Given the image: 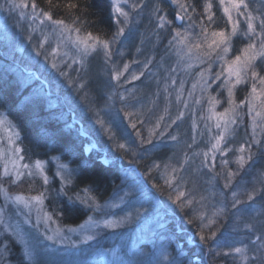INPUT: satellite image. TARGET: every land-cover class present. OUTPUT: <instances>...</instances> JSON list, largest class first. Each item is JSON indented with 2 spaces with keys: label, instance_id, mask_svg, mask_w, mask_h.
<instances>
[{
  "label": "trees",
  "instance_id": "1",
  "mask_svg": "<svg viewBox=\"0 0 264 264\" xmlns=\"http://www.w3.org/2000/svg\"><path fill=\"white\" fill-rule=\"evenodd\" d=\"M35 2L37 11L51 10L53 19H62L70 27L75 20L80 33L90 32L102 41L117 42L120 26L113 0H52L51 6L48 0ZM207 2L212 4L208 12ZM68 3L78 7L68 9L65 7ZM181 3L189 5L187 14L172 0H151V8L165 21H171L161 31L165 36L171 35L166 38L175 36L179 30L190 33L189 38L196 43L205 27L209 33L230 34V23L220 0H181ZM246 3L248 8L242 11L246 15L251 13L260 32L264 0ZM178 13L185 16L181 25L175 18ZM209 14L211 22L207 19ZM14 30L10 19L6 27L0 25V116L6 117L13 131L19 133L16 145L22 162L30 166L45 162L44 167H49L55 166L56 160L67 163L70 171L62 188L51 167L47 169V183H44L46 175L35 169L30 171L31 176L26 171L17 183H11L15 178L3 176L0 166V187L29 196L42 194L47 209L64 226L81 224L97 203L112 204L121 191L145 214H150L155 205L162 210L167 207L169 211L165 212L154 247L164 246L168 259H150L149 255H155L151 251L143 257L137 251L138 244L132 254L142 264H264V133L263 137L259 135L264 128V115L256 118L254 128L255 113H249L246 99L253 83L250 74L232 97L237 105L245 103L235 109L236 122L225 132V119L217 114L221 113L219 105L229 98L222 90L217 91L216 85L204 96L205 106L198 104L195 94L189 99L171 97L169 101L166 94L156 91L165 82V75L145 72L140 62L153 54L157 69L160 62L155 54L169 51L163 49L167 45L165 40L164 43L152 40L141 61L127 57V68L133 70L125 73L126 78H122L118 87L111 77L112 68H104L103 59L96 58L98 54L90 57L89 63L98 65L90 74L92 66L79 73L71 70L63 76L48 71L32 59L27 49L23 50V39ZM245 31L247 24H242L237 35L231 37L228 57L237 56L250 41L259 49L260 42L254 36L241 35ZM109 64L116 66L114 62ZM255 70L264 75V63L257 60ZM129 76L140 78L125 81ZM255 82L259 83L258 78ZM118 89L123 92L122 103L118 102ZM214 105L216 113H207ZM210 131L216 139L224 136L218 148L214 149L208 140ZM88 144L92 145L91 150L87 149ZM241 147L244 152L239 151ZM240 156L245 157L243 165ZM230 172L235 175L229 176ZM81 199L88 200V204ZM140 213L133 215L135 219ZM8 229H3L0 241L5 248L1 252L4 260L9 264H43L36 257L29 258L17 236ZM108 235L109 231L102 233L98 246L102 247V239ZM191 236L196 243L188 239ZM116 242L117 239L103 246H117ZM234 248L244 249L243 254L236 253ZM119 251L123 256L130 255L127 248ZM196 257L202 261H193Z\"/></svg>",
  "mask_w": 264,
  "mask_h": 264
},
{
  "label": "rangeland",
  "instance_id": "2",
  "mask_svg": "<svg viewBox=\"0 0 264 264\" xmlns=\"http://www.w3.org/2000/svg\"><path fill=\"white\" fill-rule=\"evenodd\" d=\"M22 0H15V3L19 4ZM24 3H28L23 0ZM13 0H0V25L6 27V22L9 19L13 21L15 25V33L20 37L23 50L27 49L28 54L31 55L32 59L40 62L48 71L57 74H68L69 71L74 70L75 73L83 71L87 66H92L91 71L96 70L98 67L89 63L90 57L94 54H98L96 58L103 59L104 68H112V79L118 83V87L121 83L122 78H126L125 73L129 74L133 70L131 67L124 70L126 65L127 57L135 59L136 61L143 56L146 49L151 44L152 40L158 41L165 40L163 49H168L167 53L160 52L158 59L160 64L156 66L153 64V54L147 58V60L141 61V66L144 65V71L149 74L161 73L165 75V82L161 85V91L164 95L171 100L173 97L176 100L182 98L189 99L193 94L198 99V104L206 105L207 99L204 96H208V93L212 92L211 87L216 85V90H222L228 97L227 86L225 80L227 78V64L226 61L230 62L235 57H228V54H224L218 50L213 54L209 60L203 56V52L207 49L193 50L192 54L185 55L182 45H177L173 41V36L166 38L171 35H164L163 29L166 30L168 23L165 22L164 27H160V19L158 11H154L151 8V0H113V8L116 14L117 20L120 21L119 29L123 28V35L116 37L117 42H110V51L103 49L100 44L96 45L94 51H89L85 54L81 47L77 46V33L67 31L59 25H55L50 21L46 20L40 15L39 11H36L34 18L31 7L28 8H14L12 7ZM119 3L120 7L128 13V18L121 16L116 11V4ZM227 0H225V5ZM135 5V7H132ZM224 8V5H221ZM243 10V8L241 9ZM177 15V14H176ZM178 15H181L178 13ZM176 18V16H175ZM233 18L239 19L240 24L238 28H241L244 23V16H237L233 12ZM43 21V22H41ZM184 22L181 21V24ZM68 26V25H67ZM144 27L142 30L140 27ZM68 28H72L68 26ZM231 29V24H229ZM187 31V30H186ZM186 33V32H184ZM80 38H85L86 34L79 33ZM191 40V41H190ZM102 41V40H101ZM90 44L92 41H88ZM189 42L193 43L191 37ZM241 54V51L238 55ZM223 56V59L219 57ZM112 58L113 60H110ZM120 64H119V61ZM123 61V62H121ZM168 61L170 65H168ZM115 63L116 66H112L109 63ZM106 64V65H105ZM55 65V67H53ZM119 65V66H118ZM211 65V71H207ZM160 66V67H159ZM223 66V68H222ZM102 67V66H101ZM103 68V67H102ZM204 75L201 77L200 73ZM120 73V79L117 80L116 74ZM142 74V72H139ZM223 73L219 79H216V74ZM133 75V73H131ZM140 78V77H139ZM133 77L129 76L125 81L132 80ZM235 77H233V81ZM135 82H133L134 84ZM132 84V82L130 83ZM243 84V83H242ZM242 84L237 85L233 90L234 94L238 87ZM195 85V87H193ZM257 89L259 90L262 86L256 83ZM48 89L50 85L47 83ZM92 93L95 91L93 82L90 85ZM206 87V89H204ZM251 87V86H250ZM251 88L248 90L250 93ZM122 91H117V95L120 99L118 102L123 100ZM207 94V95H206ZM158 95V94H157ZM229 98V97H228ZM168 101V100H167ZM122 103V102H121ZM169 103V102H168ZM221 113L217 114L222 116L226 109L230 107L229 99L223 104H220ZM218 108V105H217ZM257 111H261L259 102H256ZM216 106H210L207 109L208 112L216 113ZM249 111V107H248ZM250 113V112H249ZM231 116V115H229ZM225 120L228 117H224ZM0 166L2 169L1 174L4 175V169L7 167L9 175H12L16 179V172L22 174L32 171L33 169L48 175V168L51 167L54 174L59 178L62 188L65 186L66 178L69 176L70 168L67 163H60L56 160L55 166L44 167L45 162H40V167L30 166L22 162L20 159V151L16 145V133L11 128L9 120L6 117L0 116ZM232 123L229 122L228 128ZM83 127V124H81ZM264 128L259 132V135L263 137ZM211 131L207 135L210 144L213 146L216 144V137H214ZM209 144V145H210ZM222 144V141L221 143ZM210 145V146H211ZM87 149L92 148L91 144L87 145ZM27 165V168L24 167ZM37 165V164H36ZM30 166V167H29ZM58 166V167H57ZM139 175L141 174L138 172ZM48 178V177H47ZM49 179V178H48ZM71 180V179H70ZM4 187H0V208L4 209L5 222L0 224V241L1 234L4 228L16 235L21 242L23 249L32 252L31 259L37 258L43 264H86L89 261L101 264H142L137 256H133L132 251L138 245V253L146 257L147 254L155 253V255H149L148 258L154 257L162 258L167 261L166 256L167 249H163L164 246H155L156 234L159 235L163 227V218L165 212L169 209H160L155 205L154 210L150 214L142 212V208L138 207L136 202L130 203L127 195L124 192L117 194L116 199L112 204L100 205L96 204L94 211L91 212L90 216L81 224L75 226H64L61 225L54 217L53 214L47 209L45 200L43 198L42 204H36L33 202L31 209L26 208L22 203L15 201L14 196L23 193H13L8 191L9 199H5ZM184 194V193H183ZM87 196V194H85ZM79 198V197H78ZM80 199V198H79ZM92 199V198H91ZM85 204H88V200L81 199ZM111 206V210H109ZM120 207V208H118ZM164 207L163 205L161 208ZM39 209V218H38ZM140 213L139 218L133 216L135 213ZM45 213L51 215V220L45 218ZM135 219V221H133ZM59 229V232L56 230ZM109 231L108 237L102 239V247L98 246V239L103 232ZM21 233L23 237L21 238ZM55 235V240L47 239V236ZM115 239L117 246L104 247L103 244L108 245ZM192 243H196L194 238L188 237ZM193 240V241H192ZM26 242V243H25ZM1 243V242H0ZM143 243V244H142ZM149 243L147 247H150L149 251L145 244ZM153 245V246H151ZM120 248H127L130 252L129 256H123L120 253ZM5 248L0 245V264H9L8 261L4 260L3 253ZM128 252V253H129ZM206 256V253H205ZM194 260H201V257L195 258ZM202 261V260H201ZM207 261V257H206ZM89 264V263H88Z\"/></svg>",
  "mask_w": 264,
  "mask_h": 264
},
{
  "label": "snow or ice",
  "instance_id": "3",
  "mask_svg": "<svg viewBox=\"0 0 264 264\" xmlns=\"http://www.w3.org/2000/svg\"><path fill=\"white\" fill-rule=\"evenodd\" d=\"M173 3H176L179 8H181L185 14H187L189 5L187 3H181V0H172ZM48 4L51 6L52 5V0H48ZM220 4L224 5L223 11L227 15L228 22L231 24V32L230 34H226L225 31H212L209 33L207 27L202 29V36L201 40L196 42V43H191L189 42V36L190 33H181L179 30L176 31L175 36H173V41L177 43V45H182L183 48L181 49L184 51L185 55H191L193 50H201L206 48L207 50L203 52V56L207 57L209 60L212 58L213 54L216 53L218 50L222 51L224 54H227L230 51V39L232 36H236L238 32V27L240 24L239 19H234L233 18V12L236 13L237 16H245V22L247 24V31L241 33V35L245 37H252L254 36L257 40H259V49H257V44L255 42H249L246 47L241 49V54L235 56V58L228 62L226 61L227 64V78L225 80V85L227 86V91H228V97H229V104L230 107L225 110V112L222 114L221 118L223 119L224 117H228L227 120L224 122V131L227 132L228 130V123H235V109L239 107L240 105L244 104L245 101H241L240 105H237L236 102L232 99L234 92L233 90L236 88L237 85H240L242 83H246V77L249 76L253 81L251 84V91L248 94L247 102L249 104V112L250 113H255L253 116V123H254V128H255V120L257 117H261L264 115V75H260V72L255 70L256 67V61L260 60L261 63H264V20H260V27L261 31L257 32L256 26L253 23V20L255 19L251 13L245 14L244 11L241 9H247L248 5L246 3V0H227V4L225 5V0H220ZM12 7L14 8H28L31 7L33 11L34 18H39L35 15L38 5L36 4L35 0H30V3H24L23 0L21 3L17 4L15 3V0H13ZM66 8L72 9L78 7V5L73 4V3H68L65 5ZM132 7H135L133 5ZM212 8V4L210 2L206 3L205 6V11L208 12ZM40 15L44 17L46 20L50 21L51 23L55 25H59L63 27L67 31H74L77 33V46L82 48V51L85 54H88L89 51H94L96 48L97 44H100L104 50L110 51V42L107 40L101 41L99 37L93 36L92 33H87L85 38H80L79 33H80V28L75 27V20L73 21V27L68 28L66 25L65 21L62 19H53V13L51 10L45 11L44 9H40ZM116 11L123 17H125V20L128 18V13L124 11L123 8L120 7L119 3L116 4ZM193 11H195V8L193 7ZM177 19L183 21L185 19L184 15H177ZM76 19H79L78 17ZM160 19V27H164L165 22L171 23V21H165L164 17H159ZM191 17H189V20ZM207 19L209 22L212 21V15L209 14L207 16ZM43 22V21H41ZM118 24L120 23L119 20L116 21ZM124 29L120 28L117 32V36L123 35ZM115 39V37L113 38ZM88 41H92L93 43H89ZM220 59H223V56L219 57ZM55 67V65H53ZM127 65L124 66V70L127 71ZM223 68V66H222ZM207 71H211V65H209V68ZM223 73H218L216 74V79H219L220 75ZM201 77H203L204 73H200ZM233 77H235V80L233 81ZM117 80L120 79V73L116 74L115 77ZM139 77L134 76L133 79H138ZM258 78L259 84L262 86L259 90L257 89L256 85V80ZM195 87V85L193 86ZM256 102H259L261 111H256ZM229 113H233V115L229 116ZM2 123V121H0ZM135 127V125H133ZM217 127H220V124H217ZM17 136L19 133L16 134ZM224 136L220 135L216 139V144L213 145V148H218L220 146L221 141H223ZM258 143V142H257ZM120 147H123V145H120ZM16 151H20L19 149H16ZM240 152H244L245 149L244 147H241L239 149ZM207 155V153H205ZM251 157L249 156V159ZM20 159H23V157H20ZM245 160L244 156L239 157V162L241 165H243ZM226 164L227 161H224ZM38 168L40 167L39 162H37L36 165ZM25 168H27V165H24ZM4 175L8 176L9 172L7 170V167L4 169ZM23 174L20 172H16V179L12 180L11 183H17L20 179V177ZM28 175L31 176L32 172H28ZM229 176L235 175L234 173H228ZM48 182V178L45 176L44 177V183ZM227 187V185H225ZM5 193V199L8 200L10 197L8 195V190L3 189ZM87 191V190H85ZM182 195V194H181ZM233 196H235V193H233ZM15 201L22 203L26 208L31 209L33 206V202L36 204H42L43 203V196L42 194L36 195V196H24L21 194H17L14 196ZM249 199H253V196H249ZM38 218H39V209H38ZM45 218L47 220H51V215L45 213ZM5 222V213L4 209L0 208V224H4ZM214 222V221H213ZM56 232H59V229L56 230ZM21 238L23 237V233L20 234ZM56 236H47V239L49 240H55ZM201 239H204L202 236ZM257 239H260V237H257ZM26 243V242H25ZM233 251L236 253H241L243 254L244 249L242 248H234ZM26 255L31 258L32 252L27 251Z\"/></svg>",
  "mask_w": 264,
  "mask_h": 264
},
{
  "label": "bare ground",
  "instance_id": "4",
  "mask_svg": "<svg viewBox=\"0 0 264 264\" xmlns=\"http://www.w3.org/2000/svg\"><path fill=\"white\" fill-rule=\"evenodd\" d=\"M117 16H116V14H115V18H116ZM117 19V18H116ZM145 27V26H144ZM100 40H102V39H100ZM147 57V56H146ZM146 57H144V58H146ZM91 150V149H90Z\"/></svg>",
  "mask_w": 264,
  "mask_h": 264
},
{
  "label": "water",
  "instance_id": "5",
  "mask_svg": "<svg viewBox=\"0 0 264 264\" xmlns=\"http://www.w3.org/2000/svg\"><path fill=\"white\" fill-rule=\"evenodd\" d=\"M177 19V18H176ZM178 23H181V20L177 19Z\"/></svg>",
  "mask_w": 264,
  "mask_h": 264
}]
</instances>
